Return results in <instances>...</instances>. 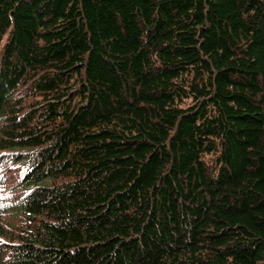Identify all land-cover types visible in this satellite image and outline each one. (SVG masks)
<instances>
[{
  "label": "trees",
  "instance_id": "16d2710c",
  "mask_svg": "<svg viewBox=\"0 0 264 264\" xmlns=\"http://www.w3.org/2000/svg\"><path fill=\"white\" fill-rule=\"evenodd\" d=\"M0 264H264V0H0Z\"/></svg>",
  "mask_w": 264,
  "mask_h": 264
},
{
  "label": "bare ground",
  "instance_id": "6f19581e",
  "mask_svg": "<svg viewBox=\"0 0 264 264\" xmlns=\"http://www.w3.org/2000/svg\"><path fill=\"white\" fill-rule=\"evenodd\" d=\"M25 93V92H24ZM24 98V97H23ZM26 101V100H25ZM28 101V100H27ZM17 104V103H16ZM27 107V106H26ZM16 108V107H15ZM15 110V109H14ZM28 159V158H27ZM19 162V161H18ZM24 164V163H23Z\"/></svg>",
  "mask_w": 264,
  "mask_h": 264
}]
</instances>
